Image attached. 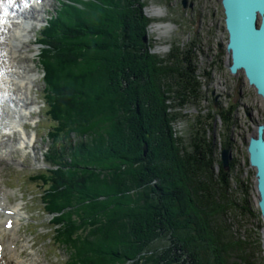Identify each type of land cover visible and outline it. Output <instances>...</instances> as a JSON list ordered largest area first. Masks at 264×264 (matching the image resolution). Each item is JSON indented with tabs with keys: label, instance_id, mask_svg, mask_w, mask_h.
<instances>
[{
	"label": "trees",
	"instance_id": "1",
	"mask_svg": "<svg viewBox=\"0 0 264 264\" xmlns=\"http://www.w3.org/2000/svg\"><path fill=\"white\" fill-rule=\"evenodd\" d=\"M144 7L61 0L37 38L51 126L33 181L51 243L65 264H254L261 237L246 226L260 213L238 162L219 157L236 106L216 113L218 141L199 119L177 135L178 111L201 100L198 67L189 46L151 53Z\"/></svg>",
	"mask_w": 264,
	"mask_h": 264
},
{
	"label": "rangeland",
	"instance_id": "2",
	"mask_svg": "<svg viewBox=\"0 0 264 264\" xmlns=\"http://www.w3.org/2000/svg\"><path fill=\"white\" fill-rule=\"evenodd\" d=\"M185 1L186 5L183 8V0H142L145 6L144 16L150 20L147 35L152 44L151 53L163 57L173 47L187 49L189 46L198 67L196 75L201 83L199 94L201 100L196 105L190 104L180 109L178 114L185 117H180L171 126L178 136L184 137L189 127L198 119L206 124L215 123L217 130L215 136L218 141L217 136L222 126L216 113L221 108L227 109L235 105L231 126L234 143L230 155L238 162L241 179L249 186L252 206L258 211L255 171L247 164V145L249 138L255 134L256 127L264 125V102L247 84L241 72L231 75L226 66L229 58L226 53L227 34L224 29L221 0ZM60 2L61 0L42 1L40 12L33 13L35 18L39 17L37 19L41 20L40 25L59 9ZM190 4L192 8L188 7ZM158 8L161 13L153 15L152 11ZM29 14L30 26L35 20L32 13ZM36 34L38 30L31 29L28 40L24 42V49L22 47L17 56L19 65L22 64L36 74L29 90H24V94L36 107L33 115L24 120L26 138L22 141L23 146L14 149L10 161L0 163V186L8 192L6 208L17 207L20 215L19 225L14 232L18 260L22 264H65V253L59 251L49 239L51 223L49 217L41 212L39 195L42 189L33 181V177L43 171L45 166L43 154L49 145L47 133L51 125L45 117L43 108V72L39 64L40 48L36 46ZM191 44H194L193 47ZM204 72L210 73L208 82L203 77ZM208 115L211 117L206 119ZM19 137V134H14L8 139L16 143ZM184 139L186 140L185 137ZM259 220L261 225L259 228L256 227L257 222L253 220L246 227L261 237L264 223L260 216ZM257 238L255 235L254 243ZM261 240L260 238V244ZM254 250L257 254L254 264H264L262 248L260 251L257 248Z\"/></svg>",
	"mask_w": 264,
	"mask_h": 264
},
{
	"label": "bare ground",
	"instance_id": "3",
	"mask_svg": "<svg viewBox=\"0 0 264 264\" xmlns=\"http://www.w3.org/2000/svg\"><path fill=\"white\" fill-rule=\"evenodd\" d=\"M24 2L0 0V20L7 18L6 24L0 25V161L5 162L12 159L11 155L17 146H23L22 141L26 138L22 126L24 116L29 117L36 107L24 94V90H29L36 74L17 63V56L22 47L24 49V42L28 40L30 31L31 18L24 16L27 13ZM152 13L159 15L161 10L158 8ZM24 22L26 26L23 25ZM16 133L20 135L16 143L7 139ZM7 193L0 186V264H22L18 260L14 233L19 225L20 215L17 207L5 208ZM8 210L12 211V215L6 212ZM6 224H11V228L6 229Z\"/></svg>",
	"mask_w": 264,
	"mask_h": 264
},
{
	"label": "water",
	"instance_id": "4",
	"mask_svg": "<svg viewBox=\"0 0 264 264\" xmlns=\"http://www.w3.org/2000/svg\"><path fill=\"white\" fill-rule=\"evenodd\" d=\"M186 1L182 5L185 7ZM227 34L226 65L231 75L241 72L247 84L264 102V0H221ZM146 41V39H143ZM248 164L255 171L257 208L264 223V126L258 125L247 145ZM221 168L227 170L230 151L220 153ZM264 258V226L261 233Z\"/></svg>",
	"mask_w": 264,
	"mask_h": 264
},
{
	"label": "flooded vegetation",
	"instance_id": "5",
	"mask_svg": "<svg viewBox=\"0 0 264 264\" xmlns=\"http://www.w3.org/2000/svg\"><path fill=\"white\" fill-rule=\"evenodd\" d=\"M185 5H186V4H185ZM188 7H189V8H192V4H190Z\"/></svg>",
	"mask_w": 264,
	"mask_h": 264
},
{
	"label": "built area",
	"instance_id": "6",
	"mask_svg": "<svg viewBox=\"0 0 264 264\" xmlns=\"http://www.w3.org/2000/svg\"><path fill=\"white\" fill-rule=\"evenodd\" d=\"M233 143H234V141H233Z\"/></svg>",
	"mask_w": 264,
	"mask_h": 264
}]
</instances>
